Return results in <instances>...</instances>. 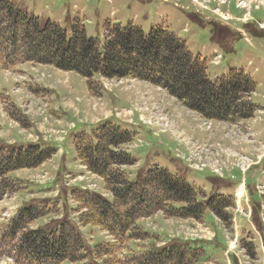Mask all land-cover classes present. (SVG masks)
<instances>
[{
    "label": "rangeland",
    "instance_id": "rangeland-1",
    "mask_svg": "<svg viewBox=\"0 0 264 264\" xmlns=\"http://www.w3.org/2000/svg\"><path fill=\"white\" fill-rule=\"evenodd\" d=\"M12 1L32 16L56 23L68 35L72 22L79 19L86 35L98 41L100 51L106 22L122 27L132 24L145 35L161 26L183 41L192 55L205 61L210 80L233 69L248 76L255 83L251 101L261 113L256 110L251 119L236 123L217 122L204 119L183 107L164 89L139 79L95 76L97 97L90 94L85 79L74 72L30 62L15 65L12 70L0 67V144L25 147L31 143L43 150H57L34 168L17 169L0 178L11 179L18 187L0 197V264H33L18 248L21 235L41 227L50 229L62 221H70L79 230L87 247L82 261L63 264H128L132 256L154 246L173 242L195 246L199 241L203 243L198 246L204 254L196 248L201 257L191 264H264V194L255 192V186L262 185L260 190L264 193V0H240V6L246 9L236 8L235 0L219 5V10L228 16L229 21L224 24L208 13L205 6L198 8L204 14L195 13L196 8L189 6L188 0ZM215 6L211 4L212 8ZM245 12L243 20L251 19L247 23L241 21ZM215 53L221 58L218 65V60L211 63ZM7 112L24 121L25 126ZM105 125L118 126L131 135V141L119 147L136 161L120 168L130 180L157 167L182 176L202 197L217 192L230 195L231 227L208 211L199 221L167 218L157 212L137 221L140 231L154 239L120 243L97 227L80 226L79 215L85 212L73 194L80 188L73 186L76 181L66 176L79 175L77 178L85 182L80 185L97 189L96 193L107 198L111 194L105 190L102 178L80 163L83 171L78 169L73 137L80 132L93 135ZM257 131L258 147L254 133ZM187 156L192 165L203 164L225 180L208 172L188 170L181 160ZM259 158L263 160L260 165L244 176L241 200H235L231 195L246 165ZM229 175L235 179L229 181ZM246 200L252 211L250 217L237 214L236 205L247 211ZM29 203L38 206L42 217L28 223L24 231L12 234L9 230L12 217ZM156 214L160 216L155 220ZM235 219L240 232L236 243ZM256 233L262 241L260 249ZM224 241L230 246L225 254Z\"/></svg>",
    "mask_w": 264,
    "mask_h": 264
},
{
    "label": "trees",
    "instance_id": "trees-1",
    "mask_svg": "<svg viewBox=\"0 0 264 264\" xmlns=\"http://www.w3.org/2000/svg\"><path fill=\"white\" fill-rule=\"evenodd\" d=\"M103 31L104 45L100 51L98 41L87 37L78 19L72 22L68 35L56 23L32 16L12 0H0V67L11 70L15 65L30 62L74 72L85 79L90 94L97 97L95 76L139 79L164 89L183 107L204 119L217 122L245 121L257 110L250 99L255 84L249 77L234 69L210 80L205 62L192 55L185 43L167 29L156 26L145 35L132 24L122 27L106 22ZM8 115L25 126L12 112ZM96 132L74 138L76 160L102 178L111 199L92 192L74 191L75 199L81 204L79 208L85 212L79 215L80 226L97 227L120 243L154 239L140 231L137 221L157 212L167 218L199 221L204 212L209 211L231 227L228 211L233 206L231 197H202L182 177L157 167L138 173L135 180H130L120 168L133 165L135 160L119 149L131 141L130 133L112 125H105ZM53 153L37 145L24 148L2 142L0 178L17 169L34 168ZM16 190L15 181L0 180V197ZM199 197L201 200L197 199ZM37 208L25 204L11 220L10 232L24 231L28 223L41 218L42 213ZM71 224L62 221L50 229L30 230L21 235L18 248L33 264L82 261L87 247L79 230ZM197 254L189 243L173 242L137 253L128 264H191L201 257Z\"/></svg>",
    "mask_w": 264,
    "mask_h": 264
},
{
    "label": "crops",
    "instance_id": "crops-1",
    "mask_svg": "<svg viewBox=\"0 0 264 264\" xmlns=\"http://www.w3.org/2000/svg\"><path fill=\"white\" fill-rule=\"evenodd\" d=\"M255 133V137H256V146L258 147V131L257 132H254ZM259 144H262V143H259ZM58 156V158H61V155L59 156L57 153L55 154V156ZM262 156V155H261ZM259 160H260V158H259ZM258 163H259V161H258ZM77 166H78V169H80V170H82L83 171V169H82V167L81 166H79L78 165V162H77ZM159 214H156V216H155V220L156 219H159ZM234 227H235V229H234V235L233 236H237L240 232H239V228H238V224H237V220L235 219V225H234ZM256 242H257V249L259 248H262V241H261V239L258 237V233H256ZM208 242H209V240H208ZM237 242V237L235 238V242L234 243H236ZM233 244V243H232ZM224 245H225V249L224 250H226L225 252H224V254L227 252V251H229L230 250V246H228L229 244L227 243V242H225L224 241ZM226 257V256H225Z\"/></svg>",
    "mask_w": 264,
    "mask_h": 264
},
{
    "label": "built area",
    "instance_id": "built-area-1",
    "mask_svg": "<svg viewBox=\"0 0 264 264\" xmlns=\"http://www.w3.org/2000/svg\"><path fill=\"white\" fill-rule=\"evenodd\" d=\"M194 1H197V0H194ZM202 1H204V0H202ZM192 166H194V167L197 168V169L205 168V166H204L203 164L200 165V166H197V165H192Z\"/></svg>",
    "mask_w": 264,
    "mask_h": 264
}]
</instances>
